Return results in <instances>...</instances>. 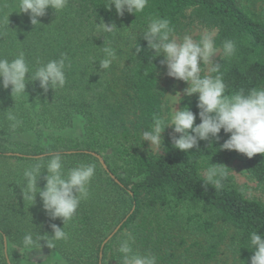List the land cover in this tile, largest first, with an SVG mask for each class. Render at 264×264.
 I'll use <instances>...</instances> for the list:
<instances>
[{
	"label": "trees",
	"instance_id": "16d2710c",
	"mask_svg": "<svg viewBox=\"0 0 264 264\" xmlns=\"http://www.w3.org/2000/svg\"><path fill=\"white\" fill-rule=\"evenodd\" d=\"M106 4L67 0L62 11L47 9L33 26L27 13H19L18 0H0V58L12 60L22 51L32 70L61 53L71 62L63 88L44 92L38 81L29 80L20 97L0 88V160L14 161L0 172V264H7L6 258L10 264H34L43 261L34 256L40 251L57 253L67 264H121L117 249L126 233L132 237L130 254L150 252L157 264H213L223 248L233 264H250V233L264 235V202L247 198L227 166L240 162L243 174L264 194V155L249 159L220 150L228 138L223 130L219 140L199 141L198 148L184 153L172 147L168 128L161 152L153 153L140 134L150 127L153 114H162L167 90L161 82L163 56L153 59L142 35L150 17L168 19L173 37L192 25L215 30L220 51L215 63L226 94L264 88V0H148L143 12L123 16ZM102 22L118 30L105 33L97 28ZM226 39L236 41L231 58L222 52ZM105 46L117 53L108 70L98 63ZM196 103L195 94L182 97L178 109L188 106L197 113ZM10 108L23 121L15 131L6 119ZM54 154L62 157L65 172L78 164L95 165L90 195L64 225L67 240L54 248L40 241L41 247L25 250L21 240L26 232L51 236V224L63 227L60 218L53 221L45 214L38 196L33 205L21 197L24 169ZM91 154L103 159L108 172ZM209 164L226 167L220 189L203 186L202 172ZM45 174L42 170L40 188Z\"/></svg>",
	"mask_w": 264,
	"mask_h": 264
},
{
	"label": "clouds",
	"instance_id": "9594fccd",
	"mask_svg": "<svg viewBox=\"0 0 264 264\" xmlns=\"http://www.w3.org/2000/svg\"><path fill=\"white\" fill-rule=\"evenodd\" d=\"M66 5L67 0H18L19 13H27L33 26L40 24L38 18L43 17L47 9L60 12ZM147 5L148 0H107L105 8L109 11L114 8L117 16H123L125 11L130 14L141 13ZM97 28L105 33L118 30L114 23L102 22L97 24ZM214 31L203 29L197 39L189 34L174 39V28L168 19L149 18L142 35L147 49L154 53L153 59L163 56L161 64L166 67L168 77L187 84L182 93L164 94L166 99L161 106L162 114H153L150 127L141 131L142 142H148L149 148L158 155L163 147L162 134L166 128H171L173 132L170 137L172 147L184 153L198 148L199 141H207L210 137L219 140L223 130L228 138L220 145V150L235 151L249 159L257 154L264 155V88H252L247 92L240 89L226 94L220 64L213 62L217 53ZM135 50L139 53L142 49L137 46ZM236 51V41L226 39L222 42L224 57L231 58ZM102 53L103 57L98 61L99 68L108 70L113 61L117 60L116 50L105 46ZM202 65L207 66L208 74L202 75ZM70 67L67 55L61 53L58 59L38 62L32 70L21 51L12 60L0 58V88H10L11 96L16 97L25 96L29 80L30 83L38 81L39 88L44 92L60 89L66 84V70ZM194 94L197 95V113H193L188 106L178 110L174 107L181 104L182 97ZM197 118L200 121L198 124L195 123ZM6 119L12 131L23 123L11 108L6 111ZM225 169V166L209 164L202 172L203 186L222 188ZM42 170L46 174L43 176L44 186L40 188L37 185ZM94 173V164H78L65 172L59 154L50 155L46 163L37 162L24 169L21 188L23 201L33 205L38 196L45 214L53 221L60 218L63 227L51 224V236L26 232L21 240L23 249L41 247L40 241H44L48 248H54L57 241L68 239L64 225L72 220L81 202L88 199ZM125 236L127 238L119 242L117 249L121 255V264H157L158 258L150 252L144 255L130 254L132 249L129 240L132 237L130 233ZM249 241L253 249L250 264H264V235L253 231Z\"/></svg>",
	"mask_w": 264,
	"mask_h": 264
},
{
	"label": "rangeland",
	"instance_id": "374dc122",
	"mask_svg": "<svg viewBox=\"0 0 264 264\" xmlns=\"http://www.w3.org/2000/svg\"><path fill=\"white\" fill-rule=\"evenodd\" d=\"M203 29L204 28H201L197 25H192L190 27H187V29L181 35L175 36L173 38L175 39L176 37H183V35L189 34L192 35L194 39H197ZM214 36H215V31H214ZM219 56H220V51L217 50L216 55L213 57L214 63L218 60ZM202 68H203L202 75L208 74L207 66L202 65ZM161 82L162 85L166 88L168 95H173L176 92L182 93L183 89L187 87V84H185L184 82L168 77L166 75L165 66L161 73ZM174 107L178 110L179 105H175ZM167 134L171 136L173 135L171 128H168ZM149 147L150 145L148 143V148ZM150 150L153 153H156L154 150L152 149ZM12 163H14V161L0 160V172L1 170H6L11 168ZM227 169L229 171V175L235 180L236 184L244 192L247 198L264 202V194L259 190L256 183L252 182L249 178H247L245 174H243L242 166L240 162L236 161L231 163L230 165L227 166ZM17 252L23 253L22 250L20 249H17ZM37 253H45V256L42 257L43 261H40L41 259L39 258L38 260H36V263L34 264H67L68 263L66 260H64L62 256H60L57 253H54L53 256H51V253H49L48 251H40ZM20 264H25V263L21 261ZM213 264H233L232 256L230 252L226 248H223L220 256L218 257V261Z\"/></svg>",
	"mask_w": 264,
	"mask_h": 264
},
{
	"label": "water",
	"instance_id": "95a60500",
	"mask_svg": "<svg viewBox=\"0 0 264 264\" xmlns=\"http://www.w3.org/2000/svg\"><path fill=\"white\" fill-rule=\"evenodd\" d=\"M93 157H95L98 161H99V163H100V165H101V167H102V169L104 170V171H106V172H108V170H107V168H106V165H105V163H104V161H103V159L99 156V155H96V154H91ZM109 175V177L111 178V179H113L116 183H118L117 182V180L114 178V176L112 175V174H108ZM122 224L123 223H120L109 235H108V237L104 240V242L102 243V245H101V250L103 249V247H104V245L106 244V243H108V241H110L111 239H112V237L118 232V230L120 229V227L122 226ZM3 241H4V253L6 254V251H7V249H6V247H7V243H6V238L4 237L3 238ZM34 256H39V257H43V256H45V253H34ZM7 257V256H6ZM101 258H102V253L100 252V254H99V260L101 261ZM7 259V264H10V262H9V260H8V258H6ZM99 264H100V262H99Z\"/></svg>",
	"mask_w": 264,
	"mask_h": 264
}]
</instances>
